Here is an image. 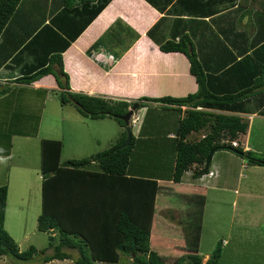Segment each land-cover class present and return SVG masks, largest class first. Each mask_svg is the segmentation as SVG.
<instances>
[{"label": "trees", "instance_id": "16d2710c", "mask_svg": "<svg viewBox=\"0 0 264 264\" xmlns=\"http://www.w3.org/2000/svg\"><path fill=\"white\" fill-rule=\"evenodd\" d=\"M95 1L98 4L91 8L89 3ZM109 1L81 0L80 13L87 17L81 31ZM21 2L0 0V36ZM72 2L76 0L64 1L66 11L72 10ZM122 22L125 23L122 19L116 20L87 52L91 54L105 48L115 59H120L140 37L125 23L134 32L126 39L127 35L120 29ZM70 44L71 41L66 40L62 50L51 52L46 65L33 73L14 79L12 84H1L0 96L9 92L15 83H31L53 74L60 87L56 94L62 104L72 101L80 113L89 118L114 117L123 132L108 150L65 162L61 159L63 140L41 139L42 212L38 217V228L49 233L47 249L53 250L46 254L47 249H42L41 262L73 259L75 264L118 263L122 255H127L130 264H218L222 251L220 243L207 261L200 250L208 189L198 184H183L182 180L188 171H192L194 179L209 173L212 161L209 165L206 161L214 148L216 151L225 146L235 148L245 153L250 164L264 165V157H258L252 150H244L241 145V136L247 133L250 120L238 114L245 100L264 97V63L256 62L258 73L249 78L248 85L237 92L219 94L208 86L204 64L190 35L185 33L180 35L179 41L168 40L161 43L160 48L186 54L190 71L198 83L197 92L183 97L141 96L132 100L71 91L70 75L65 70L63 57V51ZM55 67L58 68L56 71ZM136 102L139 103L137 110L152 103L167 104L179 111L186 106L174 139L175 159L171 175L131 173L136 138L133 133L131 143L122 146L127 139V130L120 116ZM130 126L133 131L132 118ZM233 141H238L239 145L234 147ZM175 200L183 206L182 215L178 219L172 217L170 221L162 211L166 203L173 204ZM7 203L8 186L3 184L0 185V257L30 260L39 251L33 245L25 251L20 250L5 227ZM75 250L79 254L76 259L72 253Z\"/></svg>", "mask_w": 264, "mask_h": 264}, {"label": "crops", "instance_id": "0c3cea01", "mask_svg": "<svg viewBox=\"0 0 264 264\" xmlns=\"http://www.w3.org/2000/svg\"><path fill=\"white\" fill-rule=\"evenodd\" d=\"M64 1L29 0L25 8L26 15L14 24H8L0 36V85L10 82L12 84L14 79L45 66L49 54L62 50L66 40L71 41L63 51L65 70L70 75L71 91L132 100L141 96L183 97L197 92L198 83L190 71V61L186 54L180 51H163L160 48L161 43L168 40L177 42L180 35L185 33L190 35L198 57L204 64L208 86L219 94L237 92L248 85L249 78L256 72V62L264 63V0H110L83 31L81 28L87 17L80 13L81 0L72 2V10L68 11ZM97 4V1L89 3L91 8ZM118 19L132 27L140 37L120 59L114 58L109 64L93 55L98 52L109 58L110 52L104 47L105 50L97 49L91 54L87 51ZM28 30L32 33L25 35ZM79 31L80 34H77ZM129 37L130 34L126 39ZM57 69L55 67V71ZM58 90L60 87L53 74L31 83L13 84L9 92L0 96L9 100L6 107L0 108V134H10L13 143L14 137L31 136L22 131H27V127H23L20 132H10L15 124L35 126L39 131L47 100L53 98ZM152 104L159 109L175 108L163 103ZM242 106L238 114L248 117L250 126L247 133L241 136L240 143L244 150L254 151L252 135L256 119L264 120V97L249 98ZM185 109L186 106H182V111L175 109L179 112L176 129ZM139 112L143 131L150 110L143 107ZM169 131V137L175 139L177 135L172 130ZM38 136L39 134L35 137ZM145 137L149 135L146 134ZM16 167L7 168L0 160V185L8 186L6 214L11 196L18 194L19 198L24 199L34 185V181L26 180L27 172ZM12 168H16L14 172ZM136 168L131 169L133 175L152 174L145 172L142 167ZM186 173L183 184L203 185L205 178L216 176L207 175L194 179L192 171ZM39 180L38 185L42 192V175ZM199 180L200 183H196ZM172 208L179 212L172 213ZM179 208L176 204L173 206L166 203L162 213L167 220H173L172 217L178 219L182 215L179 214ZM203 234L204 228L200 250ZM212 252L203 255L204 261L210 258Z\"/></svg>", "mask_w": 264, "mask_h": 264}, {"label": "rangeland", "instance_id": "374dc122", "mask_svg": "<svg viewBox=\"0 0 264 264\" xmlns=\"http://www.w3.org/2000/svg\"><path fill=\"white\" fill-rule=\"evenodd\" d=\"M28 1L23 0L20 3L9 24H14L26 15ZM120 29L125 35H134L123 22ZM31 33L32 31L28 30L25 35ZM13 36L16 37L15 34ZM102 60L111 64L110 58L102 57ZM257 73L256 68L255 74ZM7 99L0 97V108L9 104ZM148 109L150 112L144 130L137 133L136 129H133L136 140L131 165L133 169L142 167L145 172L165 177L171 175L173 170L176 140L170 138L168 133L172 130L173 134L177 135L176 117L179 112L165 110L164 107L159 109L153 104L148 105ZM139 114L140 112L137 116L141 115ZM30 122L32 124L33 119ZM23 127L28 130H22ZM21 130L31 136L14 137L12 143L10 134H0V160L7 168H23L27 172L26 180L34 181V185L24 199L19 198L18 194L11 196L5 227L21 251L33 245L39 252L27 261L13 256H1L0 264H44L41 262L43 254L40 251L49 247L50 238L48 232L38 228V217L42 212V192L38 185L41 177L40 138L63 140L61 159L65 162L71 158L90 157L108 150L122 135L123 127L111 116L101 119L86 117L72 101L62 104L56 94L47 100L39 131L35 126L29 127L20 123L15 124L9 131ZM37 134L38 138L35 137ZM146 134L149 137H145ZM251 144L255 148V154L264 157V120L256 119ZM16 168H12V172ZM210 169L217 174L202 181V186L208 189L202 255L213 251L220 243L222 251L218 264H264V165H252L246 156H239L228 149H220L215 152ZM196 183H200V180ZM177 201L179 202L175 200L172 205L180 207ZM179 209L181 214V207ZM171 212L178 213L179 210L172 208ZM52 252V249H47L46 254ZM72 253L74 259L79 256L76 250ZM45 264L75 263L73 259H65ZM105 264H130V258L122 255L118 263Z\"/></svg>", "mask_w": 264, "mask_h": 264}, {"label": "water", "instance_id": "95a60500", "mask_svg": "<svg viewBox=\"0 0 264 264\" xmlns=\"http://www.w3.org/2000/svg\"><path fill=\"white\" fill-rule=\"evenodd\" d=\"M138 107H139V103L136 102L125 115H121L120 116V119L125 121L126 130H127V139H126L125 143L122 146H128L131 143V138H132V135H133V131H132V128L130 126V119L132 118V115L138 109ZM223 149L231 150L234 153H236L238 155H241V156L245 155L244 152H242L240 150H237L235 148H231V147L225 146ZM215 151H216V148H214V149H212L210 151V153H209V155L207 157V161H206L207 165H209L210 162L212 161V158H213V155H214Z\"/></svg>", "mask_w": 264, "mask_h": 264}, {"label": "built area", "instance_id": "2783aa9c", "mask_svg": "<svg viewBox=\"0 0 264 264\" xmlns=\"http://www.w3.org/2000/svg\"><path fill=\"white\" fill-rule=\"evenodd\" d=\"M93 55H94V58H96V59H98L100 61H105V60H102V57H103L102 54H100L98 52H94ZM108 56L111 59V63H112L114 57L112 55H110V54H108ZM105 62H108V61H105ZM137 113H139V111L134 112V114L132 116V127H133V129L134 128L136 129V132H138L140 130L141 121H142V118H141V115H140L141 113L139 114L140 116H137ZM232 143H233L234 146L238 145L237 141H233ZM207 175L212 177V176L216 175V173L213 170H211L209 173L204 174L203 176H207Z\"/></svg>", "mask_w": 264, "mask_h": 264}, {"label": "clouds", "instance_id": "9594fccd", "mask_svg": "<svg viewBox=\"0 0 264 264\" xmlns=\"http://www.w3.org/2000/svg\"><path fill=\"white\" fill-rule=\"evenodd\" d=\"M142 108H143V107H142ZM140 109H141V108H140ZM140 109H139V110H136V111H140ZM136 111H135V112H136ZM132 116H133V115H132ZM237 142H238V141H237ZM238 145H239V142H238ZM238 145H237V146H238ZM233 146H234V145H233ZM234 147H236V146H234ZM210 171H211V170H210ZM213 171H214V170H213ZM214 172H215V171H214ZM215 173H216V172H215Z\"/></svg>", "mask_w": 264, "mask_h": 264}]
</instances>
